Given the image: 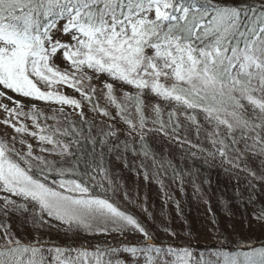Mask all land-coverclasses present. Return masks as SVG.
<instances>
[{"label":"snow or ice","instance_id":"1","mask_svg":"<svg viewBox=\"0 0 264 264\" xmlns=\"http://www.w3.org/2000/svg\"><path fill=\"white\" fill-rule=\"evenodd\" d=\"M0 100L13 104L0 103V124L17 134L11 146L0 139V264H129L122 253L142 264H264V247L227 251L224 240L207 255L158 246L118 202L136 200L116 167L162 190L170 169L183 190L168 148L156 147L177 145L243 179L264 224V0H0ZM129 233L142 246L85 242Z\"/></svg>","mask_w":264,"mask_h":264},{"label":"rangeland","instance_id":"2","mask_svg":"<svg viewBox=\"0 0 264 264\" xmlns=\"http://www.w3.org/2000/svg\"><path fill=\"white\" fill-rule=\"evenodd\" d=\"M55 38H61L60 34L57 33ZM57 63H60L59 58H57ZM61 66L63 65L61 64ZM66 91L68 94H74L70 90ZM8 95L20 100L25 105V111L32 103H37L38 107L51 114V109L41 102L14 96L11 92ZM0 103L13 107V104L8 100H0ZM68 111L71 110L68 109ZM85 111L87 112V108H85ZM4 118L5 113L0 110V119ZM20 119L29 128L32 127L30 120H24L23 117ZM14 135L17 134L14 133L11 127L0 124V139L7 140L11 146V138ZM25 139L36 147L37 142L35 140L27 136H25ZM190 139L196 142L194 136ZM18 140L19 136H17L15 147L20 149L22 146L18 143ZM156 147L162 154L164 147L168 148V159L182 174L183 190H181V181L173 179L170 169L167 170L166 174L162 173L160 176L164 184L162 190L156 179L150 178L145 181L142 174L137 176L134 172L123 169L121 164H117L116 167L122 170L121 179L136 200V203H128L120 195L117 197L118 202L149 227L155 235V243L158 246L169 243L175 245L191 244L193 249L214 251L212 249L219 247L221 240H224V248L241 251L246 250L249 244L251 246V243L255 242L257 238H264V224L253 219V206L247 201L240 203L236 199H231L230 190L234 186H240L245 191L243 195H249V192L244 188L245 181L243 179L238 184L234 177L225 174L217 161H210L205 164L203 157L193 159L187 151L180 149L177 145L168 144L165 141L162 145L158 144ZM191 151H195V149ZM201 165H206L204 169L210 171L209 175L202 172L203 169L198 170ZM244 175L241 173L242 178ZM196 186H199L200 192L196 191ZM255 195L257 203L264 204V190L255 193ZM177 204L179 207H177ZM142 205L147 206L148 212L152 214L154 219H149L148 214L142 210ZM21 223L20 217H14L11 221L13 230L17 231V234H20L19 227ZM165 227L177 233V236L175 238L169 236L162 230ZM51 238L54 241L63 243V240L57 236L55 231L51 233ZM141 241L142 237L138 233H129L127 239L113 234L111 236H89L86 237L85 242L91 245L107 242L121 247L125 244L142 246ZM239 242H243V245H239ZM240 246L246 248L241 249ZM122 256L129 257V264H136L137 260H140L142 264V257L131 258L130 254L127 253H122Z\"/></svg>","mask_w":264,"mask_h":264},{"label":"trees","instance_id":"3","mask_svg":"<svg viewBox=\"0 0 264 264\" xmlns=\"http://www.w3.org/2000/svg\"><path fill=\"white\" fill-rule=\"evenodd\" d=\"M48 123H52V122L49 120ZM205 167H206V165H201V168H198V170L201 171L203 169L202 172H205L207 175H209L210 174V171L204 169ZM238 187L241 189L242 193L245 192L244 189H242L240 186H234L230 190L231 199H233V200L236 199L238 202L244 203V202L247 201L248 195L247 194L246 195H243V199H241L240 197H238L237 196V188ZM246 191H248V190L246 189ZM231 199H229V200H231ZM239 245H243V242H239ZM249 246H250V244H249ZM251 246L252 247H256V248L264 247V238H257V240L255 242L251 243ZM240 248L243 249V248H246V247L240 246ZM194 250H195V253L197 255H199L200 253H204L205 255H207L209 253V249H204L202 251L197 250V249H194ZM212 250L215 251L216 249H212ZM224 250H227V251H237L238 249L237 250H235V249L228 250V249L224 248ZM247 250H249V247L246 250H241V251H247Z\"/></svg>","mask_w":264,"mask_h":264}]
</instances>
